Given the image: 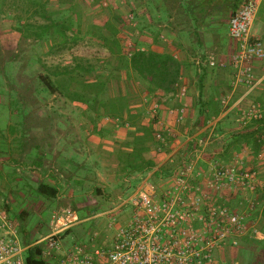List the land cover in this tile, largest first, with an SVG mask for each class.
I'll return each mask as SVG.
<instances>
[{
    "label": "rangeland",
    "instance_id": "rangeland-1",
    "mask_svg": "<svg viewBox=\"0 0 264 264\" xmlns=\"http://www.w3.org/2000/svg\"><path fill=\"white\" fill-rule=\"evenodd\" d=\"M195 1L124 0L125 7L120 4L114 8H106L101 5V0H0V208L16 222L19 237L25 244H32L49 233V221L53 214L67 206H72L78 211L82 222L62 233L63 247L67 248L74 241L83 239L87 232L100 228V218L97 221L87 219V216L94 212L93 209H97L96 211L108 209L109 207L103 209L100 206L104 205L103 202L107 199L112 201L109 197L116 193L129 192L134 187L135 181L122 180L129 175L115 172V175L118 173L120 175L111 174L113 182H108H111V186L118 191L112 194L106 191L108 193L98 196L96 181H93L95 179L90 175V179L87 178L86 182L79 183L83 186L81 189L78 184L65 182L66 189L67 185L68 189H76L74 199H71L65 190L61 198L47 197L37 192L39 181L51 183L44 176L42 168L39 171L31 164L28 168H26L28 164L10 167L9 163L13 161L6 162L4 151L9 150V137L14 136L13 145L10 147L12 151L21 146L23 140L21 137L25 128L31 135L35 130L33 126L40 124V136L53 137L61 132L56 130L57 120L60 122L58 126L61 130L66 129L65 122L68 120L73 127L71 132L74 135L78 134L82 122L88 117L82 113L81 106L90 105L83 101L71 100L66 94L73 90L82 92V82L94 80L95 73L107 77L104 97L126 94L133 112L136 113L137 107L145 106L134 122L141 125L152 123L154 118L149 112V100L143 99L148 98L150 94L147 93L144 85L129 71L114 68L115 57L112 54L115 49L114 40L121 45L120 54L124 53L125 43L128 40L145 48H158L174 53L179 60L188 62V66L184 67L181 74L183 72L182 75L186 76L189 84L193 86L197 75L192 59L200 57L197 55L201 53L223 59L227 62L226 65L221 68L212 67L213 72L203 83L206 91L218 97L221 90L219 88L224 87V83L219 86L217 80L215 82V77H221L224 82L230 73L227 64L229 65L235 45L226 36L227 22L231 8L237 5L239 0H211L214 5L207 7L204 14L195 11L196 23L200 25L198 30L203 42L202 46L196 43L191 33L190 36L184 33L192 26L183 8L188 2ZM207 3H210V0H200L202 6ZM130 8L135 12V25L127 23L124 19V14ZM44 13L57 20L69 21L66 34L77 35V42H68L63 48L56 49L54 46L59 38L54 33L46 38L40 36L37 38L33 30L38 24L48 21L43 17ZM108 21L114 24L115 33L104 27ZM136 29L139 35L136 34ZM163 31L170 35V42L157 38L156 35ZM77 63L81 66L92 65L93 71H84L76 77L77 79L71 81L67 73L59 76L53 74L56 70L63 72L66 67L72 68ZM45 74L53 81L61 80L63 92L51 93L44 88L41 76ZM98 107L102 106L95 102L89 109L95 112V108ZM35 153L36 151L33 152ZM16 161L18 160L14 162L19 163ZM34 170L36 172H32ZM19 177H21L20 181ZM255 194L262 205L260 201L262 192ZM234 201L235 198L233 204L237 206ZM105 205L110 206V204ZM253 218L255 226L264 233L263 217L255 214ZM263 244L264 239L257 240L244 236L240 240L238 251L228 254L229 259H237L240 264H264Z\"/></svg>",
    "mask_w": 264,
    "mask_h": 264
},
{
    "label": "built area",
    "instance_id": "built-area-1",
    "mask_svg": "<svg viewBox=\"0 0 264 264\" xmlns=\"http://www.w3.org/2000/svg\"><path fill=\"white\" fill-rule=\"evenodd\" d=\"M120 4L125 7L124 0H101L106 8ZM257 10L258 0H244L227 22L226 36L234 43L235 50L229 59L228 87L219 101L222 112L227 106L235 107L232 133L236 134L256 129L264 115L259 101L245 100L262 81L254 69V63L264 59V44L252 31ZM124 19L136 24L132 8L124 14ZM136 34L139 35L137 29ZM157 38L164 42L171 39L164 31ZM125 47L128 56L145 49L132 40ZM195 63L226 65L223 59L210 55L196 58ZM240 87L244 88L243 92L232 104L233 94ZM186 94L187 87L181 85L175 95ZM159 107L156 101L151 102L149 112L153 118H158ZM184 111L185 104L170 107L176 122L183 119ZM213 120L207 121L203 135L189 138L190 154L171 171L170 182L157 188L141 181L129 192L117 196L112 208L98 214L102 218L100 228L87 232L86 237L67 248L63 247L62 233L82 222L72 206L53 214L49 233L29 245L21 241L16 222L0 208V264H27L24 252L31 246L40 248L46 264H240L237 259L222 257L220 253L238 247L244 236L264 239L253 218L255 214L261 215L262 205L255 193L264 192V176L258 167L246 164L251 155L264 161V146L255 155L250 149L241 148L227 158L211 157L202 167L199 165L202 154L221 138ZM166 131L155 129L156 139L164 141ZM261 138L264 139L263 132ZM233 198L237 206L230 203Z\"/></svg>",
    "mask_w": 264,
    "mask_h": 264
},
{
    "label": "crops",
    "instance_id": "crops-1",
    "mask_svg": "<svg viewBox=\"0 0 264 264\" xmlns=\"http://www.w3.org/2000/svg\"><path fill=\"white\" fill-rule=\"evenodd\" d=\"M240 1L243 2L244 0L238 1V7L241 5ZM253 33L256 34L264 44V0H258V10L253 22ZM155 50L161 51L162 49L155 48ZM227 67L229 68L230 73L227 78H225L224 82H222L221 77H215V82L217 80L219 86L224 83V87L219 88L221 89L219 96L214 97L219 103L220 112L218 113V115L212 116V118L214 119V127L217 130L216 132L221 135V138L213 142L209 146L207 151L202 154V159L199 160V165H201L202 167L206 166L205 161L211 159V157L216 158L219 156H223V158H227L236 151L234 150L224 153L226 148L229 146L228 143L231 140L230 134L233 132L232 127L234 118L236 117L235 107H233L232 105L227 106L225 107V111L222 112V106L219 101L222 93L225 91V88L228 87L227 84L231 76V67L228 64ZM254 69L256 75L260 76L262 78V81L256 87V89H254L253 92H251L247 96V98H245V100L255 99L259 101L264 107V59L257 60L254 63ZM182 74L178 79L177 90L179 86L185 85L187 87L186 96L174 95V97L170 99L165 105H159V119L157 117H154L155 121L153 123H149L152 124L154 129H167L165 133L167 134L169 140L168 151L155 153L154 150H152L150 152L156 162V166L153 169H150L143 173L130 171V169L121 170L120 154L123 152L131 151L132 144L130 143L127 145V143L129 140V132L133 130V127L127 124L120 125L115 118H110L105 114L103 107L95 108V112H92L89 107L81 106L82 113L84 115H87L88 117L82 122L83 124L81 125V131L75 135L71 132V128L73 127L71 124H69L68 120H66L65 122L67 126L65 130H61L59 128L58 125L60 124V122L57 120L56 123H58V125L56 124V130H60L61 132L60 134L56 133V135L53 137L50 136V138L48 136L45 137L49 139L45 140L42 135L40 136V124L33 126L35 127V130L31 135L28 130H25V128L23 130V138L21 137V139H23L21 142V146L15 148V150L12 151L10 150V147L13 145L12 140L14 139V136H10L8 139L9 150L4 151L5 160L6 162H8V160L13 161V163H9L10 167L28 164L26 168L32 166L34 168H37L39 171H41L42 168L44 176L51 182L46 183L54 184L58 189L56 198H61V196H63L62 193L65 190V193L68 194L71 199H74L76 195L74 191H76V189H68L67 185V190L65 182H69V184L74 183L75 185L78 184V187H80L81 189L83 188V186L79 185V183L81 184L83 181L86 182L87 178L90 179V175H92V177L95 179L93 181H96L95 185L98 187L96 189L99 192L98 196H103L106 191L110 192L111 194L116 193L118 190L111 186L112 184H110L111 182H113L111 181V174L115 175V172L129 175L128 177L123 176L124 178H122V180L133 179L131 181H135L134 186L139 184L141 181H146L148 183L154 184L155 186H157V188H162L163 185L170 182L169 177L171 175V171L187 155L190 154L191 141H188L189 138L195 134H199L201 132L203 133V130L207 125V122L202 123L203 121L201 119V123L199 124L200 127L196 129L195 132L190 134V129L192 128L196 116L193 95H196L197 92L195 91V87L189 84L186 76H183ZM243 89V87H240L233 94L231 100L232 104L237 100V98H239L241 92H243ZM143 99L144 101L149 100V107L151 102L156 101L151 96ZM181 104H185L183 119L180 122H176L175 114L170 112V107L177 108ZM143 109H145V106H140L136 108V111L140 112ZM259 125L262 128L261 132H263L264 134V115L263 120H261ZM26 132H28V134ZM202 133L201 135H203ZM180 136L182 137V139H180ZM263 146L259 150L263 149ZM241 148L250 149L248 146H243ZM35 151L36 153L33 154V152ZM182 153L184 155H182ZM170 155L172 156L171 160L169 158ZM249 158L250 159L246 164L258 167L262 171V175L264 176V161L256 159L252 155ZM15 160H18L16 162L19 163H15ZM158 168H161L160 175L155 174V170H157ZM16 169L18 168L16 167ZM23 171L27 172L26 169H23ZM32 172H36V170ZM119 173L115 176L120 175ZM18 180L20 181L21 177H19ZM40 182L45 181H39V183ZM119 195L122 194L116 193L110 196L109 198L112 199V201H109V199H107L103 202L105 204H110V206H107L105 204L100 206L103 207V209L107 207L109 208L103 211H96L97 209H93L94 212L89 217L87 216V219H92L95 221L99 220L100 217H98V214L108 211L110 208H112L113 200ZM233 200L234 198L231 200V204H233ZM260 201L262 202V204L264 203V192H262L261 194ZM239 247L240 246L233 249H227V251L225 250L221 252L220 255L222 257L229 258L228 254H230V252L234 254L235 250L238 251Z\"/></svg>",
    "mask_w": 264,
    "mask_h": 264
},
{
    "label": "trees",
    "instance_id": "trees-1",
    "mask_svg": "<svg viewBox=\"0 0 264 264\" xmlns=\"http://www.w3.org/2000/svg\"><path fill=\"white\" fill-rule=\"evenodd\" d=\"M194 4V6H192ZM214 3L210 0V3L200 4V0L195 2H188L185 6L184 13L188 20L191 21V29L184 31L186 35H193L196 39V43L199 46L203 45L200 39V32L198 28L200 25L196 23L197 17L195 11L205 13L204 10L207 7H212ZM193 7V8H192ZM196 7V8H195ZM238 8L237 5L231 8L230 15ZM48 21L38 24L33 30V34L38 38H46L50 34L58 36V42L55 44L56 49L63 48L68 42L76 43L77 35L68 36L66 34L67 24L69 21L57 20L52 18L49 14L44 13ZM203 17V15H202ZM229 19V18H228ZM30 26V24H27ZM202 25V24H201ZM35 27V26H34ZM110 32L115 33L116 28L110 21L104 24ZM28 30V27H27ZM158 36V35H156ZM115 49L112 54L115 57V69H125L131 74H134L137 79L144 85L145 90L151 97H154L156 102L162 106L165 105L170 99L174 97L177 92L178 79L182 69L188 66V62L179 60L175 55L168 50H155L145 48L143 50L138 49L132 52L130 56L125 53L120 54L121 45L117 40L113 41ZM115 50V51H114ZM200 58H204V54L201 53ZM196 56V57H197ZM192 64L195 67V73L197 75L195 88L196 98L194 106L196 110L195 121L190 129V134L198 129L201 123H206L212 118V116L218 115L220 112L219 103L214 98L211 92L204 89V81L209 74L213 72L212 66L205 63L196 64L195 59H192ZM218 67V66H217ZM221 68V67H220ZM211 69V70H210ZM84 71H93L92 65H80L76 64L72 68H64L56 70L53 74L59 76L60 74L67 73L69 81L77 79L76 77L81 75ZM110 73V72H108ZM95 79L92 81H83V91H69L66 94L71 100L83 101L88 103L90 108L97 102L103 107L104 112L110 118H115L120 125H130L133 130L129 132L128 144H132L130 152H123L120 154V168L121 170L130 169L134 172H146L153 169L156 166V162L150 152L154 150L155 153L161 151H168V137L164 134V141L158 140L155 137V129L152 124L141 125L134 122L140 116V112H133L130 108L129 99L126 94H119L115 96L104 97L106 88V76L102 77V74L95 73ZM44 88L51 93L63 92L61 80L53 81L49 75L45 74L41 76ZM210 85V84H209ZM160 110V107H159ZM263 120V119H262ZM155 121V119H154ZM153 121V122H154ZM152 122V123H153ZM261 122V121H260ZM217 131V130H216ZM262 128L259 125L256 129L245 132V133H231L230 142L224 153L231 151H238L243 146H248L253 154L257 153L258 150L263 146ZM161 168L155 170L156 175H160ZM37 192L47 197L55 198L58 193V189L54 184L46 182H40L37 185ZM236 202V199H235ZM261 216L264 219V203L261 207ZM67 231V230H66ZM65 231V232H66ZM264 248V244H263ZM25 260L27 264H46L47 262L40 255V248L37 246H31L26 250Z\"/></svg>",
    "mask_w": 264,
    "mask_h": 264
}]
</instances>
